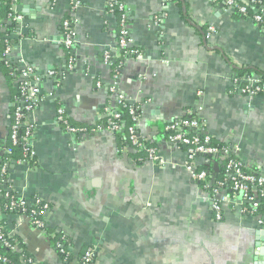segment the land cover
<instances>
[{
  "label": "crops",
  "instance_id": "crops-1",
  "mask_svg": "<svg viewBox=\"0 0 264 264\" xmlns=\"http://www.w3.org/2000/svg\"><path fill=\"white\" fill-rule=\"evenodd\" d=\"M73 1L75 63L69 69L62 27ZM118 1L142 54L126 60L118 89L140 106V133L159 143L165 164L137 167L129 152L119 154V138L110 130L77 137L57 121L59 108L90 130L109 117L113 77L103 56L114 52L118 19L108 12V0H17L24 20L10 36L13 52L0 56V169L19 101L12 73L23 60L41 77L43 101L28 117L35 164L13 165L8 189L50 205L47 227L67 236L70 260L27 216L8 215L6 226L38 264H79L88 247L96 250V264H264V229L256 218L226 209L217 221L207 195L184 169L185 152L173 148L164 131L195 114L205 133L264 172V95L233 93L239 71L264 73V29L218 0ZM5 9L0 0V41L7 36ZM208 27L215 29L210 38L204 36ZM50 70L59 73V84Z\"/></svg>",
  "mask_w": 264,
  "mask_h": 264
},
{
  "label": "built area",
  "instance_id": "built-area-1",
  "mask_svg": "<svg viewBox=\"0 0 264 264\" xmlns=\"http://www.w3.org/2000/svg\"><path fill=\"white\" fill-rule=\"evenodd\" d=\"M15 3L17 0H14ZM227 9L233 15L236 13L242 18L251 19L257 26L263 25L264 29V1L252 0V4L260 5L259 14L254 17H250L248 12V5H240L237 0H225ZM78 4L73 1L71 3V10L69 16L63 22V38L62 44L66 50L71 54L69 60V69H72L75 63V57L73 55V49L76 45L75 38V11ZM108 12L114 14L115 10L121 12L120 39L116 43L114 49V55L111 51L104 52V62L110 67L115 62L113 57L122 56V52L129 55H134L136 58H141V52L133 47V40L131 36V30L129 28V14L126 6L123 2L118 0H108L107 3ZM24 17L18 13L16 6H13L11 13L8 16L7 21L12 24L16 22L17 27L20 28ZM201 27H204L201 25ZM207 37L210 38L215 32V29L208 27ZM7 40L10 37L6 38ZM11 40V39H10ZM8 43V42H7ZM14 44L8 43L5 49V56L11 55L14 50ZM23 65L19 71L13 69L12 78L17 85V89L21 93V99L15 107L11 122V141L13 146L24 144L26 153L30 154V158H36L34 151V138L35 131L32 124L29 123L28 117L34 113L41 105L43 98L41 95L40 84L42 82L41 77L37 73L36 67L33 64H29L21 60ZM18 72V73H17ZM48 76L53 78L57 84L60 82L59 73L56 70H50ZM119 79L120 75L113 76V84L109 88V92L112 93V97L115 102L119 103H131L128 98L119 91ZM261 77L254 76L253 78L244 77L242 82L248 85V92L255 94L256 92H264V81L261 82ZM237 82V80H236ZM102 82L97 83L98 88H102ZM251 90V91H250ZM139 107H131L130 114L133 117L134 126L129 131L131 134L132 145L124 148V154L131 150L141 149L144 150V141L153 142L154 138L145 137L140 131L141 114H139ZM112 119L108 130L111 132H117L121 129L119 113H114L112 108L109 107L106 110ZM58 123L65 127V131L72 134H86L85 129H77L70 123V118L66 114L63 108L58 109ZM206 125L197 115L190 114L189 116L170 122L164 128L167 142L175 149L183 150L186 154V160L183 164L184 169L190 174L195 183L199 185L201 190L207 195V199L210 203L211 210L217 221H221L224 217L226 209H232L237 211L243 217L256 218L259 226L264 229V172L259 168L250 166L243 162L239 157L236 150L231 146L220 147L211 143L212 136L205 133ZM101 131V130H99ZM203 135L204 137L200 136ZM30 151V152H29ZM150 155L148 162L153 164L164 166L165 161L162 158L158 149H150ZM11 153V149L6 148L5 154ZM205 157L218 158L222 161H227L224 176L221 180L217 179L214 171H208L203 168L206 164ZM206 161V162H205ZM10 159H7L2 165L0 170V197L9 198V194L4 192V189L8 188L9 172L13 165L23 166L26 164L24 160L12 164ZM22 201L21 207L23 211L29 210L31 207L36 206L39 202L33 198L30 200L20 199ZM48 206H44L47 209ZM47 213V212H46ZM44 213V215L46 214ZM33 216H39L41 213L36 210H32ZM13 215V214H10ZM29 218V217H28ZM30 219V218H29ZM32 218L30 219V221ZM33 221V220H32ZM35 226L45 233V223L40 220H35ZM34 225V224H33ZM14 234L9 231L7 226L0 228V242L5 244L7 248L13 250H21L17 244H10L8 238L13 237ZM60 246V245H59ZM94 250H90L82 264H90L95 258ZM31 262V261H30ZM0 264H7V260L0 258Z\"/></svg>",
  "mask_w": 264,
  "mask_h": 264
},
{
  "label": "trees",
  "instance_id": "trees-1",
  "mask_svg": "<svg viewBox=\"0 0 264 264\" xmlns=\"http://www.w3.org/2000/svg\"><path fill=\"white\" fill-rule=\"evenodd\" d=\"M3 1H4V5L6 6L5 13H3V17L6 19L4 26H5V29L7 30V36H6V38H7V37H10L13 34L17 33V29H18L17 25L18 24H16V22H13L12 24H10L7 21L8 16L12 11L13 6L16 5V3L14 0H3ZM167 1H176L179 4L181 3L180 2L181 0H167ZM237 1L239 2L240 5H248L249 4L248 5V10H249L248 14L250 17H254L255 15L259 14V12H260V5L259 4H256V5L252 4V0H237ZM257 1H264V0H257ZM218 2H222L227 9V5L225 4V0H218ZM215 3H217V1H215ZM114 15H116L117 19H118V32L116 35L117 42H118V40L120 39V34H121V28H120L121 12L119 10H115ZM234 16L237 18H242V16L238 15L237 13ZM259 27L263 29V25H261ZM203 31H206V30L203 29ZM205 35H207V32H204V36ZM6 38H4V39H2V41H0V56L3 59H5L4 52H5V49L7 47V44L13 43V40H10V39L7 40ZM112 53L114 55H116L114 52H111V54ZM69 56L71 57V54H69ZM129 57H135V56L125 54L124 52H122V56L113 57L115 62L111 65L112 77L116 74L121 75V69L123 68L126 60ZM103 59H104V56H103ZM5 62L7 63V65L10 66V63H8L7 60ZM254 76H259V77H261V80H262L261 82L264 81V73H261V72H258V71L252 70V69L239 71L238 74L233 79L234 85H235L233 93H235L236 91H240L246 97H256V96L264 95L263 91L262 92H256L255 94H251L250 92H248V85L245 82H242L244 77L253 78ZM236 80H237V82H236ZM16 95H17L18 100L21 99V93L19 90L16 91ZM110 96L112 98L111 92H110ZM111 105L112 106H110V107L112 108V111L114 113H119L121 115V119L119 121L121 124V129H120V131L113 132V133L115 135H117V137L119 138L118 152H119V154L123 155L124 154V151H123L124 148L132 145L131 134H130L129 129L132 126H134L135 123L133 121V117L130 114V109L133 106L139 107V111H138L139 114H142V112H141V108L138 104H132V103H125L124 104V103L115 102V100H114L113 104L111 103ZM111 119H112V117L109 115L107 120L102 125L97 126L93 130H90L86 127L76 126L71 121V119H70V123L74 127H76L77 129H85L86 133L89 134L91 131L96 132L99 130L108 129ZM63 128L65 129L64 126H63ZM138 132L140 133L139 130H138ZM10 133H11V130H10ZM76 136L79 137L80 133L77 134ZM200 136L204 137L201 134H200ZM211 143L213 145H217L220 147L229 146L228 144L216 142L214 140V138H211ZM143 144L146 147L144 150L135 148L134 151L129 152V154H128L132 157V159L135 162L137 167H140L143 164H145L146 162H148L149 155H150V152H149L150 149L153 148V149L159 150V143L155 140L153 142L144 141ZM7 148L11 149V153L5 154L4 159H3V163L5 161H7V159H10L12 161L11 162L12 164L18 162L19 160H24L26 162V164H28V165H34L35 164V158L31 159L30 154L26 153L24 144H19L17 146L12 145L11 135H10V140H9V144H8ZM205 160L207 162L205 161L206 164L203 166V168L207 169L208 171H214L216 173L217 179L221 180L222 177L224 176V170H225V166H226L227 161H222L221 159H218V158L214 159L212 157H205ZM3 163H2V165H3ZM216 166L218 167V170H216ZM1 168H2V166H1ZM0 181H1V175H0ZM4 192L6 194H9V198H6L4 196L0 197V228H3L4 226H6V224H7L6 216H8L10 214L25 215V216L29 217L30 219L32 218L33 221L31 220V223L34 224L33 226L36 225L35 220L40 219L45 223V235L49 236L52 245L56 248V250L58 251L59 255L63 258V260L65 262H68L71 258V254L69 251V246H68L69 240H68L67 236H65L63 234H57L55 232H51L47 227L46 214L44 215V213L49 212L50 205L47 202H45L44 200H42L41 198L36 197L35 199H37L39 203L36 206L31 207L29 210L23 211V209L21 207L22 201L20 200V198L17 197L16 193L13 190H11L10 188L4 189ZM44 206H48L47 209H44ZM32 210H36L37 212L41 213V215L33 216ZM35 227L37 228V226H35ZM8 242L12 245L17 244L19 246V249H21V250L15 251L11 248H7V246L5 244H2L0 242V258L6 259L7 264H38L36 262V259L33 257V255H31L28 252L24 243L22 242V240L18 236L14 235L13 237L8 238ZM90 250H94V252H95L94 253L95 258L93 259V262H91L90 264H96L97 253H96L95 248H93V247H88V248L84 249L83 254L81 256V259L79 261V264H82L84 262V258Z\"/></svg>",
  "mask_w": 264,
  "mask_h": 264
},
{
  "label": "water",
  "instance_id": "water-1",
  "mask_svg": "<svg viewBox=\"0 0 264 264\" xmlns=\"http://www.w3.org/2000/svg\"><path fill=\"white\" fill-rule=\"evenodd\" d=\"M216 170H218V167L216 166Z\"/></svg>",
  "mask_w": 264,
  "mask_h": 264
}]
</instances>
